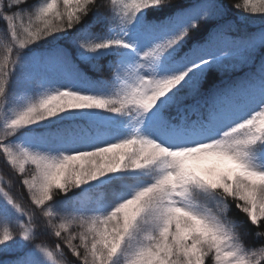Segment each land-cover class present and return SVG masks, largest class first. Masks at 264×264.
I'll list each match as a JSON object with an SVG mask.
<instances>
[{"label":"snow or ice","instance_id":"obj_1","mask_svg":"<svg viewBox=\"0 0 264 264\" xmlns=\"http://www.w3.org/2000/svg\"><path fill=\"white\" fill-rule=\"evenodd\" d=\"M228 12L0 0V264H264V26Z\"/></svg>","mask_w":264,"mask_h":264},{"label":"trees","instance_id":"obj_2","mask_svg":"<svg viewBox=\"0 0 264 264\" xmlns=\"http://www.w3.org/2000/svg\"><path fill=\"white\" fill-rule=\"evenodd\" d=\"M222 2L225 5H227L229 9L226 19L236 21L237 26L239 27L241 32L256 31L261 26H264V17H262L260 14H245L242 9L237 10L236 8L233 7V5L237 3L242 4V0H222ZM29 3H31V0H29ZM4 28H5V24L2 21H0V32H2ZM0 38H2V36H0ZM0 55H3L2 47H0ZM92 75L94 77H103L106 75V73H93ZM10 175H12L10 170L6 168L2 162H0V176H3L4 179L7 181ZM12 191L13 194L16 195L18 199H21L22 202L27 204V200H26L27 194L22 188L14 187ZM95 192H102V199H106V200L111 199L112 190L97 189ZM229 204H230V210L226 213V218L229 221H235L237 223L238 226L236 230L240 235L242 242L246 246H253V245L259 246L261 241L254 238L253 236V233L257 231V229H255L247 222L246 216L235 208L234 203L229 201ZM41 239H45V238L42 237Z\"/></svg>","mask_w":264,"mask_h":264},{"label":"rangeland","instance_id":"obj_3","mask_svg":"<svg viewBox=\"0 0 264 264\" xmlns=\"http://www.w3.org/2000/svg\"><path fill=\"white\" fill-rule=\"evenodd\" d=\"M240 73H233V76L239 75ZM97 190V189H96ZM96 190H93L90 193H87L86 195H84L83 197L81 196V194L79 193L78 190H76L74 199L76 200H81L83 199L84 202H87L89 200H97V199H102V192H95Z\"/></svg>","mask_w":264,"mask_h":264}]
</instances>
